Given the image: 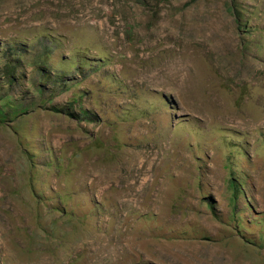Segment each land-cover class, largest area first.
I'll list each match as a JSON object with an SVG mask.
<instances>
[{
  "label": "rangeland",
  "instance_id": "374dc122",
  "mask_svg": "<svg viewBox=\"0 0 264 264\" xmlns=\"http://www.w3.org/2000/svg\"><path fill=\"white\" fill-rule=\"evenodd\" d=\"M0 108V264H264V0H0Z\"/></svg>",
  "mask_w": 264,
  "mask_h": 264
},
{
  "label": "trees",
  "instance_id": "16d2710c",
  "mask_svg": "<svg viewBox=\"0 0 264 264\" xmlns=\"http://www.w3.org/2000/svg\"><path fill=\"white\" fill-rule=\"evenodd\" d=\"M233 8V7H232ZM235 13H236V15L238 14V11H235ZM237 17V16H236ZM237 20H238V25H239V27L242 25V23L240 22V18H238L237 17ZM55 111H57V112H64V111H66L65 109H61V108H56V110ZM6 119H7V114H6V112H4V110L3 109H1L0 108V123H5V121H6ZM235 187H236V184H235ZM62 201V200H61ZM59 202V206H57V207H55V208H52L50 211H48L49 213H53L54 211H61L62 213H66L67 214V212H65L66 211V208H65V206H63V204H62V202ZM42 214V213H41ZM41 225V224H40ZM41 228L44 230V231H47V225H44V224H42L41 225Z\"/></svg>",
  "mask_w": 264,
  "mask_h": 264
}]
</instances>
